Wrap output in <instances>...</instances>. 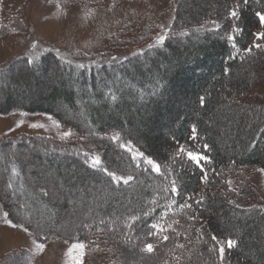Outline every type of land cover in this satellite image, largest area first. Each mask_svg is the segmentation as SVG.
<instances>
[{
	"label": "trees",
	"instance_id": "1",
	"mask_svg": "<svg viewBox=\"0 0 264 264\" xmlns=\"http://www.w3.org/2000/svg\"><path fill=\"white\" fill-rule=\"evenodd\" d=\"M47 1L64 7L94 6L110 0ZM162 1L168 3L164 14L129 24L98 55L61 52L33 40L0 65L4 70L0 80L6 79L25 103L17 104L13 91L9 93L0 86V115L16 111L44 114L72 130L67 141L36 135L0 136V159L14 164L11 159L21 150L30 152L42 147L54 158L74 166L54 168L55 177L68 180L81 192L89 183L86 188L92 199L103 197L95 186L104 182L112 198H105L101 206H89L90 221L74 227V233L49 231L67 209L64 205L58 207L59 217L46 187L39 184L41 179L26 178L24 193L46 207L51 217L39 230L35 221L29 224L22 220L2 180L0 219L5 220L3 214L7 213V221L22 226L38 243L60 238L96 244L111 259L110 264H213L218 253L209 252V248L216 247L212 235L219 240L237 241L229 254L231 264H264V203L242 174L249 168L264 169V50L252 47L254 43L264 45V39L257 41L253 35L264 31L255 15L258 11L264 14V0H249L246 5L243 0ZM236 5L241 17L236 23L244 30L236 37L239 52L227 40L233 24L228 16ZM20 14V9L0 13V40L21 32ZM213 22L220 25L216 31ZM165 33L163 45H156L157 37ZM134 40L136 45L142 44L138 51L126 57L118 54ZM250 47L249 54L245 50ZM233 55L235 58L230 59ZM29 60L33 61L31 65ZM80 122L89 128H80ZM193 126L195 140L191 139ZM163 131L169 137L163 136ZM117 135L119 138L113 141ZM180 145L211 159L205 165V183H201L203 173L179 153ZM85 153L98 156L102 164L92 168ZM136 153L143 157L133 159ZM145 158L161 165L160 174L144 163ZM34 159L39 160L37 156ZM13 168V177L24 175L22 165ZM105 168L133 179L126 185L116 184L105 174ZM173 179L179 192L175 196L171 193ZM151 182L155 188L150 191L139 187ZM130 192L140 197L134 198ZM201 197L203 203L197 205ZM185 202L192 208L182 209ZM134 216L139 219L133 221ZM189 216L198 218L191 220ZM152 223L162 225L166 231L148 235L154 231L149 227ZM163 235L169 240L163 241ZM148 243L154 245L152 253L141 251ZM33 262L34 254L25 248H14L0 257V264Z\"/></svg>",
	"mask_w": 264,
	"mask_h": 264
},
{
	"label": "rangeland",
	"instance_id": "2",
	"mask_svg": "<svg viewBox=\"0 0 264 264\" xmlns=\"http://www.w3.org/2000/svg\"><path fill=\"white\" fill-rule=\"evenodd\" d=\"M10 9L11 11L20 9L22 27L20 33L7 37L10 39L0 42V65L18 55L26 46V43L29 45V42L33 40L39 44L51 45L61 52L75 51L85 55H98L106 50L107 42L111 38H115L129 24L146 16L164 14L168 9V3L162 0H144L140 3H116L110 0L94 6L74 5L63 7L56 2L47 0H12V2L0 0L1 15ZM172 13L170 11L171 19ZM181 45L186 46L182 42ZM140 47H142V44L136 45L134 40V43L127 50L120 49L118 54L126 57L138 51ZM0 86L7 89L9 93L13 91L12 96L15 97L17 104H25L18 92L9 87L6 79L0 80ZM258 91L263 92L262 90ZM60 108L66 110L65 107ZM81 119L82 115L77 120L81 121ZM33 125L37 126L33 127ZM78 125L82 129L87 130L89 128L88 125L82 122ZM66 132L72 133V130L48 115L27 114L21 111L12 112L5 116L0 115V136L2 138L36 135L58 141H67L72 135L64 138ZM162 135L169 137L170 134L168 135L163 131ZM19 153L11 159L15 161L14 164L6 163L0 159V181L5 182L4 191L9 196L12 204L17 206L18 214L25 223L32 224V221H35L39 229L45 222L51 220V217L48 216V209L34 203L29 193H24L22 187L23 180L26 181V178L34 179L36 177L39 180L41 179L39 184L46 187L53 205L56 206V213L59 217L61 211L58 207L64 205L67 209L65 214H62L58 220L57 226L51 227L48 229L49 231L67 230L69 233H74V227H77L80 223L90 221V216H88L89 206H101L105 204V198L112 199L109 193L105 191L104 182L99 181V185L95 186L100 189L103 197L92 199L91 193L86 188L89 187V183L85 186V190L83 189L81 192L74 188V185L71 186L67 182L68 180L55 177L52 174L54 168L68 167L74 169V166L66 162L67 160L54 158L42 147L33 149L30 152L23 149ZM4 154H7V152ZM34 156H37L39 160H35ZM15 164L22 165L23 176H17L16 178L12 176V165ZM261 170L264 169L249 168L242 171V174L255 188L259 199L264 203V171ZM10 183L12 188L8 187ZM139 187L150 191L155 188V185L151 182L150 185L143 187L140 184ZM130 193L131 195L135 194L134 198L140 197L135 192L134 194ZM34 212L36 215H34ZM74 216L75 218H73ZM54 220H56V217ZM33 242L34 240L26 230L18 226L12 227L4 219H0V250H2L0 252L4 253L9 249L21 246L35 252L32 264H71L70 258L65 253L74 244L73 242L60 238L50 239L45 244L42 253L37 251ZM85 245L83 264H110L111 259L106 256L101 247L91 243Z\"/></svg>",
	"mask_w": 264,
	"mask_h": 264
},
{
	"label": "snow or ice",
	"instance_id": "3",
	"mask_svg": "<svg viewBox=\"0 0 264 264\" xmlns=\"http://www.w3.org/2000/svg\"><path fill=\"white\" fill-rule=\"evenodd\" d=\"M248 2H249V0H243V3L245 5ZM238 8H239V5L234 6L233 9L229 13L228 18L233 20V24L231 26L230 34L227 35V40L230 42L231 47L233 49H235L236 52L241 51L237 47L236 37L241 35L243 33V31H244L243 28H241L236 23V21H240L241 20L240 14L238 12ZM255 15L259 19V24H260L261 28L264 29V14H262L261 12L258 11V12H256ZM213 23L215 24V28L213 29V31L218 30L220 28V25L216 24L215 22H213ZM13 31H15V29ZM186 34L187 33H182V35H186ZM253 35L255 36V39L257 41H259L261 39H264V31L256 32ZM165 39H166V33L163 34V35L158 36L157 39H156V45H163ZM32 47L35 48L36 45L33 44ZM150 47H152V46L150 45ZM252 47H255L256 49L264 50V45H261L259 43H254ZM245 51L250 54L251 51H252V48L250 47V48L246 49ZM234 58H235V55L230 57V59H234ZM113 59H116V58L113 57ZM28 63L31 65L33 63V61L29 60ZM78 67L83 68L84 66L83 65H78ZM227 71L228 70L225 69V74L226 75H227ZM3 72H4V70L0 69V73H3ZM113 99H115V97H113ZM203 103H204V98L201 97V105H203ZM22 115H23V113H22ZM36 126L37 125H33V127H36ZM57 126L59 127V125H57ZM70 135H72L71 132H66V133H64V138H66V137H68ZM118 138L119 137L117 135V136H114L112 139H113V141H115ZM191 139H193V140L196 139V129H195L194 126H193V129H192V137H191ZM120 146L122 148L126 147L124 144H121ZM128 147H130V146H128ZM203 147H204L205 150L208 149V145L207 144H205ZM179 153L182 154V155H186L187 160L190 161L196 168H198L201 173H203V176L201 178V183H205L207 181V178H208V174H207V170L205 168V165L210 164L211 163V159L207 155L201 154L198 151L188 150L184 145H180L179 146ZM85 155L88 156L87 153H85ZM136 156L143 157V154L142 153H136L133 156V159H135ZM88 158L90 160V166L92 168H98L102 164V161H101V159L98 156L92 155V156H88ZM144 163L150 165L153 172H155L157 174H160L161 165L159 163H156L151 158H145L144 159ZM103 171L105 172L106 175L111 176L112 181L114 183H116V184H120L122 182L123 184L126 185V184L129 183V181H131L133 179L132 176H127V177L118 176L114 172H109L108 169H106V168L103 169ZM261 171H264V170H261ZM12 172H13V175H15L16 174V169L13 168ZM228 184L231 185V181H228ZM8 187L9 188L12 187L11 183L8 185ZM231 190L232 189L230 187L229 191H231ZM171 193H172L173 196L179 195L178 187H177V181L175 179H173L171 181ZM45 194H47V193H45ZM191 198L192 197H189L188 199H191ZM202 203H203V197H201L199 200H196V204L197 205H201ZM229 203H232V201H229ZM169 207H171V206H169ZM181 208L182 209H184V208L191 209L192 205L187 203V202H185L183 205H181ZM3 215L5 217L6 222L9 223L10 226L17 227V225L11 224L10 221H7V215H8L7 213H4ZM144 215L148 216L149 213L145 212ZM197 218L198 217H196V216H189V219H191V220H195ZM131 219L133 221H135V220L139 219V217L138 216H134ZM173 223H179V221H175L174 220ZM126 227H130V225H126ZM149 227L154 230V231H151V232L148 233V235H151V236H157L158 234L166 231V229H164L163 226L158 224V223H152ZM171 227H172V225L169 224L168 228H171ZM199 231L200 230L197 229V232H199ZM200 238L203 239V236H201ZM211 239H212V241L216 242V247L209 248V252L218 253L216 259L213 262V264H231V261L229 259V254H230L231 250H233V249H235L237 247V241L234 240V239H231V238H229L227 240H219L218 237L215 236V235H212ZM162 240L163 241L169 240V236L163 235L162 236ZM33 243L35 244V247H36L38 252L42 253L44 251V249H45V244L44 243H37L35 241ZM177 247H183V245H177ZM85 248H86V245L84 243L78 242V243L72 244V246L65 253V255L70 258L71 264H83V257L85 255ZM153 249H154V245L152 243H148V244H145L143 246L141 251L146 252V253H152Z\"/></svg>",
	"mask_w": 264,
	"mask_h": 264
},
{
	"label": "crops",
	"instance_id": "4",
	"mask_svg": "<svg viewBox=\"0 0 264 264\" xmlns=\"http://www.w3.org/2000/svg\"><path fill=\"white\" fill-rule=\"evenodd\" d=\"M6 39H10V38L1 39L0 42H4ZM11 247H14V246H11ZM11 247H10V248H11ZM16 248H25V249L28 250V248H26V247H21V246L16 247ZM8 249H9V247H8ZM13 249H14V248H13ZM10 250H12V249H9V250H7V251H10ZM0 251H2V250H0ZM7 251H6V252H7ZM29 251L32 252L33 254L35 253V252H33V250H29ZM6 252H4V253H6ZM4 253L0 252V257H1Z\"/></svg>",
	"mask_w": 264,
	"mask_h": 264
}]
</instances>
